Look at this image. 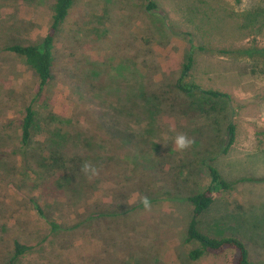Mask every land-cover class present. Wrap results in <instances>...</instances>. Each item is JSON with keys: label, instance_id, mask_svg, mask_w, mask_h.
Instances as JSON below:
<instances>
[{"label": "rangeland", "instance_id": "374dc122", "mask_svg": "<svg viewBox=\"0 0 264 264\" xmlns=\"http://www.w3.org/2000/svg\"><path fill=\"white\" fill-rule=\"evenodd\" d=\"M53 3L0 0V264L14 236L34 245L17 264H230L231 250L187 256L196 246L185 241L187 197L208 184L207 165L231 187L199 228L239 237L264 264V0H75L26 152L19 122L37 79L1 47L39 42ZM189 55L187 81L226 96L176 88ZM55 128L68 133L61 145ZM181 132L195 141L184 152L174 145ZM86 161L98 169L91 179L80 172ZM32 195L62 232L36 216Z\"/></svg>", "mask_w": 264, "mask_h": 264}, {"label": "trees", "instance_id": "16d2710c", "mask_svg": "<svg viewBox=\"0 0 264 264\" xmlns=\"http://www.w3.org/2000/svg\"><path fill=\"white\" fill-rule=\"evenodd\" d=\"M74 1L75 0H54L47 32L39 42L26 44L12 42L5 43L1 47L2 51L11 53L22 59L23 62L34 72L37 79L34 93L24 107L19 122V150L28 151L32 139L36 137V133L40 131V121L34 104L36 100L38 101L42 97L52 78L55 39L61 25L66 20ZM152 6H154V4L153 2H150L148 7ZM191 67L192 56L189 55L186 61L182 64L179 77L176 81V88L180 92L189 94L195 89H198L201 93L198 98L200 100L205 99V96H226V94L216 90H201L196 84L188 82L187 77L189 76ZM146 104L148 106L151 105L149 100ZM57 119L59 120V117ZM226 129L227 140L223 149L225 152L235 140V126L230 123ZM64 134L68 133L64 132ZM64 134H62L58 128H55V130L51 131L52 141L61 145V141L64 139ZM48 155H50L48 157L50 161L60 160L58 154L54 152ZM48 155H43L42 158L46 160ZM207 169L209 174L208 184L202 189L191 193L187 197L191 213L185 228V241L188 243H196V246L188 251L187 256L190 260H197L206 254L218 255L226 250H231L232 256L230 264H253L249 259L248 249L239 237L234 235L213 236L203 232L198 226V218L214 203L216 196L221 191L231 187L229 182L222 178L214 165H207ZM29 202L35 210L36 216L41 218L47 224L48 230L51 234H58L63 231L65 226L54 219H49L43 206L35 196H29ZM33 247L34 245L22 242L18 236H14L11 240L10 255L4 264H17L21 257L32 251Z\"/></svg>", "mask_w": 264, "mask_h": 264}, {"label": "clouds", "instance_id": "9594fccd", "mask_svg": "<svg viewBox=\"0 0 264 264\" xmlns=\"http://www.w3.org/2000/svg\"><path fill=\"white\" fill-rule=\"evenodd\" d=\"M171 130H175L174 126H172ZM194 139L190 138L189 136H187V134L185 133H177L174 137V145H175V149L178 152H184L187 149H189L193 144H194ZM80 172L88 177L89 179H91L92 177L98 175V169L97 167L92 164L91 162H84L81 167H80ZM136 199H132L130 201L127 202V204L129 205L130 203H135ZM139 202L143 205L145 210H151V202L149 200V198L147 196H143L139 198Z\"/></svg>", "mask_w": 264, "mask_h": 264}]
</instances>
